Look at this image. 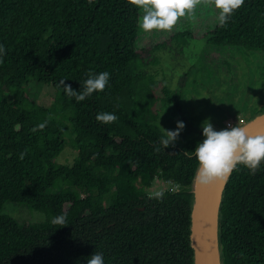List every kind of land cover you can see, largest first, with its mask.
I'll return each instance as SVG.
<instances>
[{
  "label": "trees",
  "instance_id": "obj_1",
  "mask_svg": "<svg viewBox=\"0 0 264 264\" xmlns=\"http://www.w3.org/2000/svg\"><path fill=\"white\" fill-rule=\"evenodd\" d=\"M139 18L130 0H0V44L7 49L0 63V264H86L95 251L105 264H194L198 162L183 153L195 151L203 130L155 151L163 135L156 105L171 103L172 94L145 69ZM204 37L264 57V0H245L226 27L217 22ZM193 38L183 31L171 41ZM89 71L111 74L105 91L77 103L58 86L65 80L80 91ZM30 80L54 87L51 106L18 90ZM100 112L119 119L100 123ZM68 142L77 156L60 164ZM156 179L169 184L159 199L146 190ZM7 203L44 220L20 222L3 214ZM60 214L67 216L64 227L51 223ZM219 227L223 264H264V161L255 175L242 165L233 171Z\"/></svg>",
  "mask_w": 264,
  "mask_h": 264
},
{
  "label": "rangeland",
  "instance_id": "obj_2",
  "mask_svg": "<svg viewBox=\"0 0 264 264\" xmlns=\"http://www.w3.org/2000/svg\"><path fill=\"white\" fill-rule=\"evenodd\" d=\"M219 11L214 6V0H201L170 31L154 29L144 32L139 28L137 48L145 49L142 57L146 71L172 94L171 103H157L160 116L156 124L160 121L163 128L173 131L177 128L178 120L185 124V129L175 142L177 144H183L195 136L208 118L219 131L228 123H246L254 113L264 108L262 54L241 47L211 45L204 37L217 24ZM183 31L192 33L194 38L184 43L171 41L174 34ZM159 43L167 45L150 52V47ZM18 90L44 107L51 106L57 95L52 85L34 80ZM161 91L160 88L158 93ZM76 156L77 152L68 142L56 161L71 165ZM168 188L169 184L156 179L146 190L154 194ZM3 214H9L20 222L44 220L43 214L31 211L24 205L7 203Z\"/></svg>",
  "mask_w": 264,
  "mask_h": 264
},
{
  "label": "clouds",
  "instance_id": "obj_3",
  "mask_svg": "<svg viewBox=\"0 0 264 264\" xmlns=\"http://www.w3.org/2000/svg\"><path fill=\"white\" fill-rule=\"evenodd\" d=\"M92 0H89L91 3ZM133 6L142 11L138 20V27L144 32H151L154 29L172 30L181 17L186 13H191L201 0H130ZM245 4V0H214V6L219 9L218 24L220 27H226L230 18ZM7 54L4 44H0V63ZM87 79L82 83L80 91L74 90L71 85H66L65 80L60 81L59 87H63L65 94L74 98L77 103L84 101L95 92H103L108 87L111 74L108 71L86 73ZM119 116L115 112H100L96 120L103 124L116 122ZM47 121L37 126L43 129ZM157 126L161 129L163 135L160 137L159 145L155 151H161L168 147H175V142L185 129L182 121H177L176 130H168L161 126L160 121ZM18 127V126H17ZM203 130V141L199 142L194 152L185 151L183 154L198 162L195 179L201 184H210L213 182L227 183L233 171H238L239 166L246 167L252 175H255L261 168L264 161V135L252 136L248 134L246 128L241 127L239 123L233 125L229 123L224 129L217 131L211 121L206 119L201 124ZM37 128L32 129L33 132ZM27 155V149L19 154L20 160ZM156 198H162V192L154 193ZM51 223L64 227L67 223V216L60 214L52 218ZM241 255H243L241 253ZM86 264H105L102 252L95 251L90 257L86 258Z\"/></svg>",
  "mask_w": 264,
  "mask_h": 264
},
{
  "label": "water",
  "instance_id": "obj_4",
  "mask_svg": "<svg viewBox=\"0 0 264 264\" xmlns=\"http://www.w3.org/2000/svg\"><path fill=\"white\" fill-rule=\"evenodd\" d=\"M239 125L246 128L249 135H264V112ZM226 184L217 181L204 185L194 178L190 225L194 264H223L219 245V217Z\"/></svg>",
  "mask_w": 264,
  "mask_h": 264
},
{
  "label": "built area",
  "instance_id": "obj_5",
  "mask_svg": "<svg viewBox=\"0 0 264 264\" xmlns=\"http://www.w3.org/2000/svg\"><path fill=\"white\" fill-rule=\"evenodd\" d=\"M229 124V123H228Z\"/></svg>",
  "mask_w": 264,
  "mask_h": 264
}]
</instances>
